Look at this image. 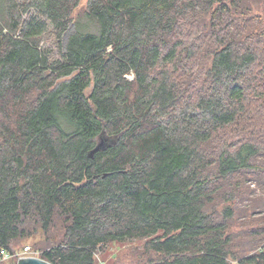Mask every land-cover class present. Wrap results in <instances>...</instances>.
Here are the masks:
<instances>
[{
    "label": "trees",
    "instance_id": "16d2710c",
    "mask_svg": "<svg viewBox=\"0 0 264 264\" xmlns=\"http://www.w3.org/2000/svg\"><path fill=\"white\" fill-rule=\"evenodd\" d=\"M79 2L0 0V252L264 264V0Z\"/></svg>",
    "mask_w": 264,
    "mask_h": 264
},
{
    "label": "rangeland",
    "instance_id": "374dc122",
    "mask_svg": "<svg viewBox=\"0 0 264 264\" xmlns=\"http://www.w3.org/2000/svg\"><path fill=\"white\" fill-rule=\"evenodd\" d=\"M88 0H80L77 10L83 8ZM237 219V217H236ZM249 219L247 218L246 225L248 227ZM234 232L239 229V227H233ZM43 236L42 233H37L27 239H23L19 243L12 245L13 253L20 255H25L23 252L24 247H30L31 256L39 257V246L41 245ZM241 240H246V237H240ZM238 242V240L236 239ZM264 244V241L262 242ZM248 249V248H245ZM254 250H251V252ZM8 252L0 253V264H14L16 257L7 256ZM9 254V253H8ZM150 255L144 250V239H133L125 242H113L106 245L100 252L95 254V259L97 264H135L141 263L148 259ZM231 264H237L236 261H231Z\"/></svg>",
    "mask_w": 264,
    "mask_h": 264
},
{
    "label": "water",
    "instance_id": "95a60500",
    "mask_svg": "<svg viewBox=\"0 0 264 264\" xmlns=\"http://www.w3.org/2000/svg\"><path fill=\"white\" fill-rule=\"evenodd\" d=\"M104 146H105V143L101 141L100 143L96 145L94 150L101 149ZM17 264H52V263L42 258H39V257L29 256V257H24V258L19 259Z\"/></svg>",
    "mask_w": 264,
    "mask_h": 264
},
{
    "label": "built area",
    "instance_id": "2783aa9c",
    "mask_svg": "<svg viewBox=\"0 0 264 264\" xmlns=\"http://www.w3.org/2000/svg\"><path fill=\"white\" fill-rule=\"evenodd\" d=\"M24 251V253H25V255H20V254H18L17 255V253H10V252H8V251H1L0 253H5V252H8L6 255H4L5 257H7V256H12V257H16V261H15V263L14 264H17L18 263V261H19V259H21V258H24V257H29V256H31V255H28V254H31V249H30V247H24V249H23ZM35 257V256H34Z\"/></svg>",
    "mask_w": 264,
    "mask_h": 264
}]
</instances>
